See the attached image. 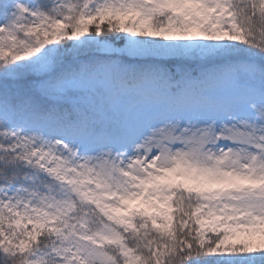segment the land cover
<instances>
[{"label": "snow or ice", "instance_id": "snow-or-ice-1", "mask_svg": "<svg viewBox=\"0 0 264 264\" xmlns=\"http://www.w3.org/2000/svg\"><path fill=\"white\" fill-rule=\"evenodd\" d=\"M0 264H264V0H0Z\"/></svg>", "mask_w": 264, "mask_h": 264}]
</instances>
